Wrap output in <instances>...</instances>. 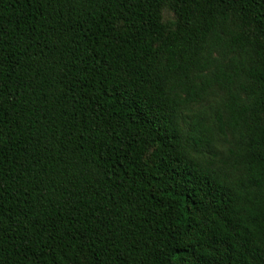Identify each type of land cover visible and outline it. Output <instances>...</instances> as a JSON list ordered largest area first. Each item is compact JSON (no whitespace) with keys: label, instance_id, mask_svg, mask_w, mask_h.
Listing matches in <instances>:
<instances>
[{"label":"trees","instance_id":"obj_1","mask_svg":"<svg viewBox=\"0 0 264 264\" xmlns=\"http://www.w3.org/2000/svg\"><path fill=\"white\" fill-rule=\"evenodd\" d=\"M0 264H264V0H0Z\"/></svg>","mask_w":264,"mask_h":264}]
</instances>
